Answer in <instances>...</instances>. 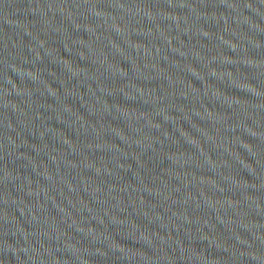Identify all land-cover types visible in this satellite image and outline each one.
<instances>
[{
    "label": "water",
    "instance_id": "95a60500",
    "mask_svg": "<svg viewBox=\"0 0 264 264\" xmlns=\"http://www.w3.org/2000/svg\"><path fill=\"white\" fill-rule=\"evenodd\" d=\"M0 264H264V0H0Z\"/></svg>",
    "mask_w": 264,
    "mask_h": 264
}]
</instances>
